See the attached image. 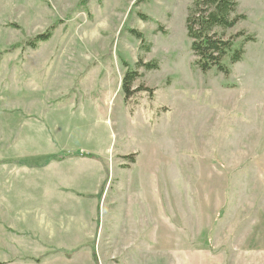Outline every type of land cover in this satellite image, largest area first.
Returning a JSON list of instances; mask_svg holds the SVG:
<instances>
[{"label":"rangeland","instance_id":"rangeland-1","mask_svg":"<svg viewBox=\"0 0 264 264\" xmlns=\"http://www.w3.org/2000/svg\"><path fill=\"white\" fill-rule=\"evenodd\" d=\"M192 2L0 0V264H264V0L229 74Z\"/></svg>","mask_w":264,"mask_h":264},{"label":"trees","instance_id":"trees-1","mask_svg":"<svg viewBox=\"0 0 264 264\" xmlns=\"http://www.w3.org/2000/svg\"><path fill=\"white\" fill-rule=\"evenodd\" d=\"M238 5L239 0H193L191 3L186 20L187 34L191 39V50L196 56L194 65L203 72L216 69L229 74L230 67L224 62L225 58H229V65L241 61L245 53V41L255 40L253 35H249L238 45L236 38L244 36V31L226 36L228 30L233 29L246 18L245 14L237 12ZM56 26L52 25L45 32L26 41L24 46L36 48L41 42L48 41L54 35ZM138 36L142 38V35L138 34ZM19 46L20 43L12 46V50ZM147 66L156 67L154 64ZM134 74L135 72L127 71L123 79V88L128 93L129 85L136 76ZM58 158L57 160H60Z\"/></svg>","mask_w":264,"mask_h":264}]
</instances>
